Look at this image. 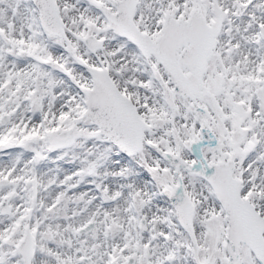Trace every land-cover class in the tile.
<instances>
[{
	"label": "snow or ice",
	"instance_id": "1",
	"mask_svg": "<svg viewBox=\"0 0 264 264\" xmlns=\"http://www.w3.org/2000/svg\"><path fill=\"white\" fill-rule=\"evenodd\" d=\"M0 264H264V0H0Z\"/></svg>",
	"mask_w": 264,
	"mask_h": 264
}]
</instances>
